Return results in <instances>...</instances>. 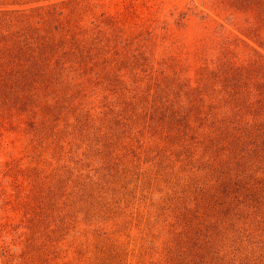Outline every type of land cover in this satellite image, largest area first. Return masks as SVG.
I'll use <instances>...</instances> for the list:
<instances>
[{"label":"rangeland","instance_id":"rangeland-1","mask_svg":"<svg viewBox=\"0 0 264 264\" xmlns=\"http://www.w3.org/2000/svg\"><path fill=\"white\" fill-rule=\"evenodd\" d=\"M0 264H264V0H0Z\"/></svg>","mask_w":264,"mask_h":264}]
</instances>
